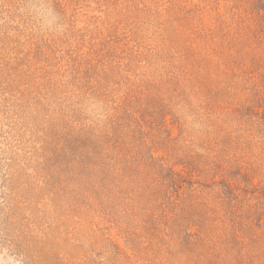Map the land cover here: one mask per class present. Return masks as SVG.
Instances as JSON below:
<instances>
[{
  "label": "rangeland",
  "instance_id": "rangeland-1",
  "mask_svg": "<svg viewBox=\"0 0 264 264\" xmlns=\"http://www.w3.org/2000/svg\"><path fill=\"white\" fill-rule=\"evenodd\" d=\"M0 264H264V0H0Z\"/></svg>",
  "mask_w": 264,
  "mask_h": 264
}]
</instances>
